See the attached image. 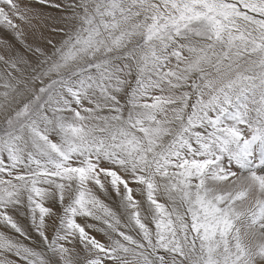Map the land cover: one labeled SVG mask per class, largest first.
<instances>
[{
	"label": "snow or ice",
	"instance_id": "obj_1",
	"mask_svg": "<svg viewBox=\"0 0 264 264\" xmlns=\"http://www.w3.org/2000/svg\"><path fill=\"white\" fill-rule=\"evenodd\" d=\"M0 264H264V0H0Z\"/></svg>",
	"mask_w": 264,
	"mask_h": 264
},
{
	"label": "rangeland",
	"instance_id": "obj_2",
	"mask_svg": "<svg viewBox=\"0 0 264 264\" xmlns=\"http://www.w3.org/2000/svg\"><path fill=\"white\" fill-rule=\"evenodd\" d=\"M98 238H102V237H99V236H98Z\"/></svg>",
	"mask_w": 264,
	"mask_h": 264
}]
</instances>
